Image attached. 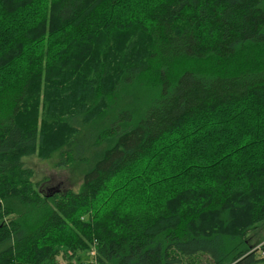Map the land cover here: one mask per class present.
Instances as JSON below:
<instances>
[{
  "label": "trees",
  "instance_id": "trees-1",
  "mask_svg": "<svg viewBox=\"0 0 264 264\" xmlns=\"http://www.w3.org/2000/svg\"><path fill=\"white\" fill-rule=\"evenodd\" d=\"M0 201V264H264V0H0Z\"/></svg>",
  "mask_w": 264,
  "mask_h": 264
},
{
  "label": "rangeland",
  "instance_id": "rangeland-1",
  "mask_svg": "<svg viewBox=\"0 0 264 264\" xmlns=\"http://www.w3.org/2000/svg\"><path fill=\"white\" fill-rule=\"evenodd\" d=\"M133 98L135 97H131V100ZM129 99L130 98H128V100ZM101 125H96L87 129L81 128L83 133L81 134V137L78 138L73 148L76 155V161L68 168L58 166V163L60 162V157L58 155H55L48 161H41L36 156L24 159L26 165L35 171L34 182L42 183L40 184V187L43 192H47L49 189L62 191L69 189L78 191L85 171L90 167L95 155L99 154L103 149V147H93V143ZM249 237L251 238V243L262 244V242H264V225L257 230L250 232ZM58 260L61 264H65L61 258ZM202 264H208V260H204V263Z\"/></svg>",
  "mask_w": 264,
  "mask_h": 264
},
{
  "label": "built area",
  "instance_id": "built-area-1",
  "mask_svg": "<svg viewBox=\"0 0 264 264\" xmlns=\"http://www.w3.org/2000/svg\"><path fill=\"white\" fill-rule=\"evenodd\" d=\"M97 256V250L95 247H93L89 254L90 264H98Z\"/></svg>",
  "mask_w": 264,
  "mask_h": 264
},
{
  "label": "water",
  "instance_id": "water-1",
  "mask_svg": "<svg viewBox=\"0 0 264 264\" xmlns=\"http://www.w3.org/2000/svg\"><path fill=\"white\" fill-rule=\"evenodd\" d=\"M1 207H2V202L0 201V209H1ZM0 228H1V225H0Z\"/></svg>",
  "mask_w": 264,
  "mask_h": 264
}]
</instances>
